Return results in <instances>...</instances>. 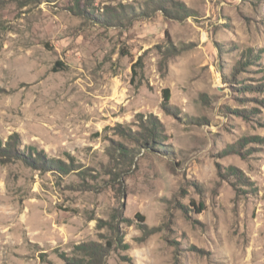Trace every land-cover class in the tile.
Listing matches in <instances>:
<instances>
[{
	"label": "rangeland",
	"instance_id": "rangeland-1",
	"mask_svg": "<svg viewBox=\"0 0 264 264\" xmlns=\"http://www.w3.org/2000/svg\"><path fill=\"white\" fill-rule=\"evenodd\" d=\"M110 240L264 264V0H0V264Z\"/></svg>",
	"mask_w": 264,
	"mask_h": 264
},
{
	"label": "trees",
	"instance_id": "trees-1",
	"mask_svg": "<svg viewBox=\"0 0 264 264\" xmlns=\"http://www.w3.org/2000/svg\"><path fill=\"white\" fill-rule=\"evenodd\" d=\"M165 95L167 100L170 99L169 90L165 91ZM204 211V205L200 206V213ZM111 229H114L113 225H110ZM122 241V238H121ZM114 240H110L108 244H100V243H91L87 245H81L76 248L78 257L77 260H80L79 264H104L106 256L113 250ZM70 264H78L77 262Z\"/></svg>",
	"mask_w": 264,
	"mask_h": 264
}]
</instances>
